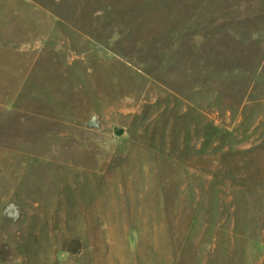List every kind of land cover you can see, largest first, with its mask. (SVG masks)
Listing matches in <instances>:
<instances>
[{
  "label": "rangeland",
  "instance_id": "rangeland-1",
  "mask_svg": "<svg viewBox=\"0 0 264 264\" xmlns=\"http://www.w3.org/2000/svg\"><path fill=\"white\" fill-rule=\"evenodd\" d=\"M0 264H264V0H0Z\"/></svg>",
  "mask_w": 264,
  "mask_h": 264
}]
</instances>
